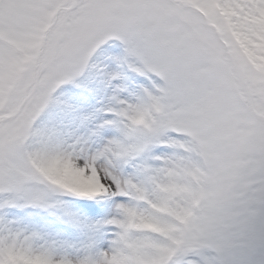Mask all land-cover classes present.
<instances>
[{
    "label": "snow or ice",
    "instance_id": "6c2138e0",
    "mask_svg": "<svg viewBox=\"0 0 264 264\" xmlns=\"http://www.w3.org/2000/svg\"><path fill=\"white\" fill-rule=\"evenodd\" d=\"M0 264H264V0H0Z\"/></svg>",
    "mask_w": 264,
    "mask_h": 264
}]
</instances>
